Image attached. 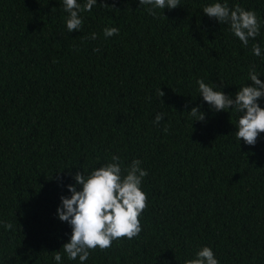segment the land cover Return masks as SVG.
<instances>
[{
    "label": "trees",
    "instance_id": "1",
    "mask_svg": "<svg viewBox=\"0 0 264 264\" xmlns=\"http://www.w3.org/2000/svg\"><path fill=\"white\" fill-rule=\"evenodd\" d=\"M216 2L179 0L153 16L139 0H97L69 33L63 0H0V264H56L57 251L80 264L63 252L72 229L57 209L75 173L113 155L124 175L136 159L148 172L142 231L84 264H185L204 246L219 264H264V133L238 141L240 113L214 111L197 83L234 98L251 68L264 81V0H226L257 14L247 47L203 13ZM198 106L204 121L189 115Z\"/></svg>",
    "mask_w": 264,
    "mask_h": 264
},
{
    "label": "clouds",
    "instance_id": "2",
    "mask_svg": "<svg viewBox=\"0 0 264 264\" xmlns=\"http://www.w3.org/2000/svg\"><path fill=\"white\" fill-rule=\"evenodd\" d=\"M141 6H150L148 12L156 16L155 9H175L180 6L179 0H139ZM97 0H86L81 5L77 0H63L64 11L69 13L66 27L69 33L80 31L83 26L81 12H91ZM103 8L114 9L107 3L100 5ZM210 18L217 19L220 24H227L231 32L247 47L249 40H255L260 35L261 24L255 11L245 10L237 5L230 9L226 0L224 3L216 2L203 8ZM119 34V29L105 28L104 36L112 37ZM91 39H96L97 34L92 33ZM99 51V49H95ZM254 55L261 57L262 50L258 43L252 45ZM251 86L239 89L235 97L226 95L222 90L216 91L204 82L199 84L200 96L214 111L235 110L240 113L238 127L235 132L236 139L245 144L255 146L258 137L264 133V108L258 103L264 98V81H261L255 68L249 71ZM158 94L163 97L165 93L160 89ZM195 121H204L205 113L200 107H193L189 112ZM164 119L161 113L156 114L154 123L159 124ZM167 132V128L164 129ZM141 161L133 160L126 170V175L120 164L118 155L112 156V163L98 167L90 175L77 172L73 176L75 185H67L69 196L61 197V206L57 209L59 220L67 222L72 229L70 242L62 247L68 259L79 258L80 264L89 259L90 251L99 248L105 251L112 247L113 241L124 238L131 240L138 237L142 231L140 217L148 207V196L142 191L141 185L148 172L141 168ZM78 186H82L78 190ZM6 229H11L12 224L4 223ZM56 264H61V252H54ZM185 264H219L214 251L204 246L196 253L194 259H189Z\"/></svg>",
    "mask_w": 264,
    "mask_h": 264
}]
</instances>
